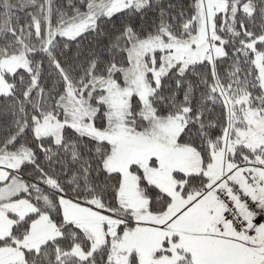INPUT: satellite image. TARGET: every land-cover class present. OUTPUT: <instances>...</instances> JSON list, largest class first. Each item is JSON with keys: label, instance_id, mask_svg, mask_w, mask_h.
Segmentation results:
<instances>
[{"label": "snow or ice", "instance_id": "snow-or-ice-1", "mask_svg": "<svg viewBox=\"0 0 264 264\" xmlns=\"http://www.w3.org/2000/svg\"><path fill=\"white\" fill-rule=\"evenodd\" d=\"M0 264H264V0H0Z\"/></svg>", "mask_w": 264, "mask_h": 264}, {"label": "trees", "instance_id": "trees-1", "mask_svg": "<svg viewBox=\"0 0 264 264\" xmlns=\"http://www.w3.org/2000/svg\"><path fill=\"white\" fill-rule=\"evenodd\" d=\"M57 2L58 3H63V0H57ZM181 2L185 5V6H187V5H189L191 2H192V0H181ZM30 10V9H29ZM18 15H20L21 17H22V19H21V23H23L24 22V20H23V13H17ZM221 70H223V69H221ZM47 71V70H46ZM50 84H51V80L49 79V81H48V85H46V86H50Z\"/></svg>", "mask_w": 264, "mask_h": 264}]
</instances>
